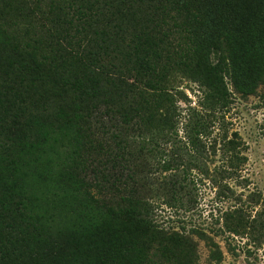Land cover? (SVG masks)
<instances>
[{
  "label": "trees",
  "instance_id": "1",
  "mask_svg": "<svg viewBox=\"0 0 264 264\" xmlns=\"http://www.w3.org/2000/svg\"><path fill=\"white\" fill-rule=\"evenodd\" d=\"M27 3L0 0V264H196L193 233L156 219L148 177L168 173L172 209L195 207L196 168L233 197L240 143L210 138L225 78L245 94L264 82V0H48L35 17ZM179 76L202 109L180 108ZM218 148L216 176L203 160ZM244 212L224 210V230L249 232Z\"/></svg>",
  "mask_w": 264,
  "mask_h": 264
},
{
  "label": "rangeland",
  "instance_id": "2",
  "mask_svg": "<svg viewBox=\"0 0 264 264\" xmlns=\"http://www.w3.org/2000/svg\"><path fill=\"white\" fill-rule=\"evenodd\" d=\"M48 0H28L29 7L34 11L33 17L47 9ZM9 8L6 7V10ZM23 18L24 11H11L7 17ZM37 19V18H36ZM39 26V23H36ZM33 28V27H32ZM38 30H40L38 28ZM216 62L217 53L213 54ZM231 93L229 107L219 112L215 122V128L211 135V141L222 136L224 131L234 137L240 143V154L245 157L239 172L233 177H223L222 184L234 189L231 198H223L218 192L220 188L214 184V180L205 177L198 168L194 169L192 177L196 187L194 197L196 204L190 211L172 209L166 206L159 197V188L163 185L165 175L156 167L159 158H150L154 173L148 177L145 192L151 196V200L157 205L156 219L164 228L171 230L184 229L190 231L193 242L196 243L198 256L196 264H264V82L253 93L245 94L236 89L232 81L225 78ZM171 92L183 91L187 98L180 99L178 104L181 109H202V88L199 83L190 77L179 76L169 84ZM179 99V95L177 94ZM182 133V132H181ZM237 133V136L234 135ZM218 146L222 145L218 141ZM171 147L168 146V149ZM223 152H218L211 158L203 160L207 162L210 173L217 176L224 166ZM217 168L216 170H214ZM145 175V174H144ZM140 178L142 174L139 175ZM221 178V177H220ZM140 189V184L138 185ZM151 189V190H150ZM150 191V193L148 192ZM160 199V200H159ZM243 206L245 219L251 224L249 232L236 235L224 230L222 213L231 207ZM257 228L251 230L252 226ZM193 229V230H192ZM195 229L204 231V234L193 232ZM252 231V232H251Z\"/></svg>",
  "mask_w": 264,
  "mask_h": 264
}]
</instances>
